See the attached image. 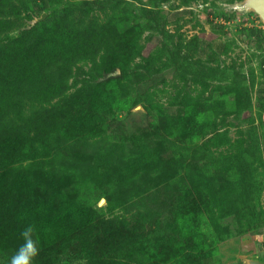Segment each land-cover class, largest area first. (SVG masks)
<instances>
[{
  "label": "rangeland",
  "instance_id": "rangeland-1",
  "mask_svg": "<svg viewBox=\"0 0 264 264\" xmlns=\"http://www.w3.org/2000/svg\"><path fill=\"white\" fill-rule=\"evenodd\" d=\"M240 1L0 4V64L33 51L16 104L0 110V188L43 191L33 207L56 215L43 247L53 264L262 260L264 22Z\"/></svg>",
  "mask_w": 264,
  "mask_h": 264
},
{
  "label": "trees",
  "instance_id": "trees-1",
  "mask_svg": "<svg viewBox=\"0 0 264 264\" xmlns=\"http://www.w3.org/2000/svg\"><path fill=\"white\" fill-rule=\"evenodd\" d=\"M40 1L43 6H47L50 0ZM0 4H6V0H0ZM66 10L67 8L55 11V17L57 19L55 24L56 26L62 27L60 24L61 20L65 17V15L67 17L69 16V14L66 13ZM47 21H49V19H45L44 21H38L34 25L39 29L42 24L46 23ZM40 32H42V30ZM50 32H53L52 34H50L54 36V31L51 27ZM57 35L59 36L58 46H61L62 41H65L67 39L68 35H70V32L67 29L65 30L63 28L60 34L57 33ZM49 42L50 40H48L46 51H48L49 49L50 52H54L57 48V45L51 44ZM7 52L8 49L6 48L4 55L12 59L14 54L17 52V49L14 48L11 49L8 53ZM29 53L30 55H25ZM31 54H33L32 48L30 49L29 47L24 46L21 49V54L19 53V55H21L20 59L18 55H15L16 59L13 62L12 67L9 68V70L5 69L3 62L1 61L0 68L2 69V71H0V110L3 109V102H9L12 105L16 104L15 98L16 95L21 91V81L26 78V75H28L26 70L29 68V64L33 62V56ZM55 61V66L54 64L51 65L53 67H60V58H55ZM34 68L35 66L32 65L31 69L34 70ZM59 73L61 72L59 71ZM61 82L62 77L59 84H57V88L60 86ZM7 86H9V88L4 89V87ZM14 89L17 90L16 93H13ZM5 90H8L9 92H4ZM31 90L32 88L30 87L29 91ZM55 91L57 92L58 89ZM44 94L47 95L46 92ZM46 101H48V99H46ZM47 103L50 104V106H48L47 108L48 112H52L56 109V105L50 103V101ZM42 113H44L43 110ZM16 131L20 135L24 133L23 136L25 137L30 131V127L25 123H22L20 124V126H17ZM7 132L8 130H6L5 134H7ZM9 134L16 133L14 130H11ZM20 137L21 136H19V138ZM42 192L43 191H40V189L36 190L34 188H29L28 185L19 186V183L15 182L10 186L4 185L2 188H0V264H22L21 258L23 256H21L20 253L21 248H26V250L30 253V256H28L27 259L28 264H53V258H57L58 256H60L56 255L52 257L51 255L54 251L52 250L49 252L45 248H43L45 247L46 241L54 240L47 238H50L49 233H51L54 229V223L57 220L55 221L56 215L52 216L51 219H45L44 217H42L38 220L39 214H37L36 209L39 207L35 205L34 208L33 206L34 203L37 201L38 197L42 194ZM24 212L27 215L30 212L31 221H27L25 224L21 225L19 224L18 220L21 216L20 214ZM58 245L61 246L60 250H58L56 247L55 251L58 250L60 253H67L66 248L63 247V244ZM65 245H69V247L73 251H75L74 244L72 241L66 243ZM90 252L91 254H93L92 250H90ZM106 252V249H104L102 253L106 254ZM160 254V260H157L155 264H162V262L168 261V259L165 258L166 252L162 253L161 251ZM42 257L44 258V260L42 259Z\"/></svg>",
  "mask_w": 264,
  "mask_h": 264
},
{
  "label": "water",
  "instance_id": "water-1",
  "mask_svg": "<svg viewBox=\"0 0 264 264\" xmlns=\"http://www.w3.org/2000/svg\"><path fill=\"white\" fill-rule=\"evenodd\" d=\"M232 7L242 13L253 12L264 22V0H241ZM244 264H264V255L262 260L247 259Z\"/></svg>",
  "mask_w": 264,
  "mask_h": 264
}]
</instances>
